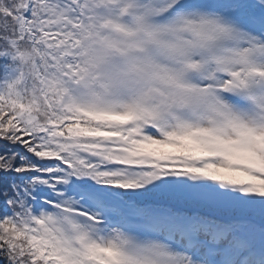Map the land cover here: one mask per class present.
<instances>
[{"label": "snow or ice", "instance_id": "6c2138e0", "mask_svg": "<svg viewBox=\"0 0 264 264\" xmlns=\"http://www.w3.org/2000/svg\"><path fill=\"white\" fill-rule=\"evenodd\" d=\"M0 264H264V0H0Z\"/></svg>", "mask_w": 264, "mask_h": 264}]
</instances>
